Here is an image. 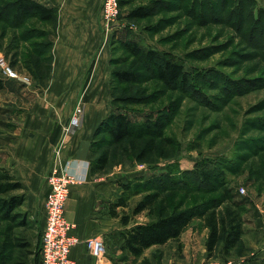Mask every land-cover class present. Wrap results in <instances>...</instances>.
<instances>
[{"label": "rangeland", "instance_id": "rangeland-1", "mask_svg": "<svg viewBox=\"0 0 264 264\" xmlns=\"http://www.w3.org/2000/svg\"><path fill=\"white\" fill-rule=\"evenodd\" d=\"M129 1L123 7L119 3L118 15L113 21L117 23L114 30L118 29L114 58L116 67L139 71L144 77L139 83L117 85L118 104L134 120H144L150 113L172 110V120L166 128L172 143L166 141L162 145L163 154L156 151L145 160L136 156L137 151L126 153L121 149L123 146H117L111 153L112 163L107 171L120 170L116 173L118 184L132 180L133 184L143 185L151 184L153 177L168 172L170 168L173 172L192 169L202 159L244 161L241 170L229 171L225 175V181L233 187L236 199L242 203L243 247L233 249L229 257L219 247L210 257L205 244L206 227L201 220H195L189 227L196 234L187 232L183 243L170 240L155 245L145 252L142 264H150V255L159 264L163 260L164 264H240L243 259L238 257L249 254L256 258L264 250V0ZM139 6L151 11V15L130 18L129 11ZM11 10V0H0V16L5 17L0 22H14L8 18ZM23 22L26 23L19 28L0 23V56L10 62L13 54L17 62L15 69L22 76H28L31 83L39 85L45 80L38 76L42 72L37 77L30 66L34 68V59L40 57L42 69L46 70L50 61V53L36 54L39 50L33 44L45 40L41 33V22L44 21L34 15ZM32 26L37 27L32 30L35 37L17 40L11 46L15 34ZM131 39L146 49L174 56L199 81L197 87L170 89L153 78L138 57L121 46L122 40ZM0 78L4 81L9 78L1 67ZM98 143V153L107 148V144ZM171 152L174 155L166 157ZM258 168L260 177H256ZM219 193L218 190L207 193L194 190L183 197V193L165 192L167 196L174 194L173 205L183 202V207ZM143 196L144 193H139L131 197L127 211L131 212ZM229 204L227 202L223 207ZM17 211L28 215L17 219L0 216V260L7 264H38L44 214L42 211L32 212L28 202ZM134 217L135 221L149 219L147 212ZM250 234L255 238L253 247L249 243ZM255 246L260 252H255ZM239 252L243 254H237ZM260 258L264 259V254Z\"/></svg>", "mask_w": 264, "mask_h": 264}, {"label": "crops", "instance_id": "crops-1", "mask_svg": "<svg viewBox=\"0 0 264 264\" xmlns=\"http://www.w3.org/2000/svg\"><path fill=\"white\" fill-rule=\"evenodd\" d=\"M41 1L58 8L56 31L52 34L51 79L41 86L5 80L0 91V166L23 183L32 212L42 211L45 218L49 192L46 176L61 141L60 160L79 178L71 184L65 206L67 219L74 223L71 233L81 239L71 256L77 264H142L146 253L124 259L115 239L125 228L120 217L111 213L112 203L123 194L116 176L120 170L91 172L94 132L114 108L112 59L118 29L106 33L103 28L104 0ZM73 115L78 118L77 124L70 123ZM117 210L122 212L123 207ZM204 231L207 235L208 228ZM187 232L196 234L189 227L177 241L183 243ZM95 236L104 240L101 256L92 254L87 244V239ZM253 236L248 237L251 247L256 245ZM262 254L264 250L256 258L249 254L238 258L243 259L240 264H264ZM149 259L150 264H159L154 256Z\"/></svg>", "mask_w": 264, "mask_h": 264}, {"label": "trees", "instance_id": "trees-1", "mask_svg": "<svg viewBox=\"0 0 264 264\" xmlns=\"http://www.w3.org/2000/svg\"><path fill=\"white\" fill-rule=\"evenodd\" d=\"M3 1V0H2ZM129 0H119L120 6L127 5ZM11 10L8 18L14 22L5 23V26L11 28L23 27L25 18L37 16L42 23V36L45 40L33 42L39 51L36 54L49 52L50 61L46 70L42 69V59H34V68L30 66L32 72L39 78L45 79L39 83L47 85L51 79L53 46L52 34L56 31L58 21V8L48 5L41 0H11ZM151 15V11L143 6L131 9L128 16L130 18H144ZM5 17L0 16V21ZM45 27H50L47 29ZM25 28L23 32H18L12 38L11 46L15 41H24L25 39L35 37L32 30ZM5 35V34H4ZM123 48L127 49L132 55L138 57L142 67L149 74L161 81L167 88H182L188 90L197 87L198 80L191 74L184 65L174 56L168 53H161L152 48H144L137 41L122 40ZM114 49V48H113ZM14 59V60H13ZM10 63L15 68L16 61L13 54L10 55ZM28 64L29 62L26 61ZM116 59H112L113 80L117 83L113 87L114 108L108 116L96 128L91 142V172L103 173L111 165L112 152L116 147H122L123 152H135L139 159L145 160L151 153L160 151L163 154V143L171 144L170 138L166 134V128L172 120L173 111L169 113L146 115L144 120H134L130 114L118 104L119 96L115 93L118 84H133L142 81L144 74L139 71L116 67ZM38 68V69H36ZM37 76V77H38ZM46 81V82H45ZM3 78H0V89L5 87ZM126 109V108H125ZM177 109V108H176ZM176 111V110H175ZM106 135V136H103ZM99 140V141H98ZM102 142L107 144V148L98 153L99 145ZM126 145V146H125ZM258 149V148H257ZM174 153L166 154V157L173 156ZM244 155V154H243ZM242 158V157H241ZM243 159V158H242ZM239 163V164H238ZM237 164V165H235ZM244 166V161L231 162L226 160H200L195 167L188 170L173 172L170 168L168 172H161L160 175L152 178L151 184H133L132 180L122 182L123 194L116 203L111 205V213L120 217L125 228L116 234L115 239L121 245L124 259L129 255L135 258L140 257L145 251L155 245L165 244L170 240H178L182 233L195 221L201 220L208 228L206 239L207 252L212 257L221 247L224 254L232 256L231 251L237 247H243L241 242L245 234V228L242 220V203L236 199L233 187L225 181L227 172H237ZM172 169V170H171ZM237 170V171H235ZM178 174H175L177 173ZM261 171L256 170V177H260ZM178 175V176H177ZM166 190L183 193V197L192 193H207L210 191H220L217 196L205 201L198 202L191 206L183 207V202L173 205L174 194H165ZM187 192H189L187 194ZM144 193V196L134 206L133 210L127 211L131 197ZM27 194L23 183L17 179L9 170L0 166V216L8 219H17L18 217H27L17 209L27 202ZM229 202V206L223 207ZM122 206V212L117 210ZM147 212L149 219L147 221H135L134 216ZM26 222V220H24ZM43 232V231H42ZM42 237V235H41ZM28 244H20V246ZM41 249V240H40ZM40 249L37 257L40 262ZM237 254H243L239 252ZM0 264H7L0 260Z\"/></svg>", "mask_w": 264, "mask_h": 264}, {"label": "built area", "instance_id": "built-area-1", "mask_svg": "<svg viewBox=\"0 0 264 264\" xmlns=\"http://www.w3.org/2000/svg\"><path fill=\"white\" fill-rule=\"evenodd\" d=\"M118 11V0L103 1L102 18L106 33L117 24L113 21L117 17ZM0 67L5 76L9 78H21L23 81L30 82L29 77L22 76L5 56H0ZM70 123L77 124L78 118L73 115ZM60 146L61 141L55 148L52 167L46 176L49 192L45 202L46 213L41 237L39 264H77V261L71 256V251L81 239L79 236L71 233L74 223L67 219L65 206L69 198L70 186L78 181L79 178L68 172L67 167L61 162ZM242 190L244 191V188ZM87 244L95 256L104 254L105 244L102 237L95 236L89 238L87 239Z\"/></svg>", "mask_w": 264, "mask_h": 264}, {"label": "bare ground", "instance_id": "bare-ground-1", "mask_svg": "<svg viewBox=\"0 0 264 264\" xmlns=\"http://www.w3.org/2000/svg\"><path fill=\"white\" fill-rule=\"evenodd\" d=\"M102 22H103V20H102ZM103 25V24H102ZM103 28H104V30H105V27H104V25H103ZM105 32H106V30H105Z\"/></svg>", "mask_w": 264, "mask_h": 264}]
</instances>
